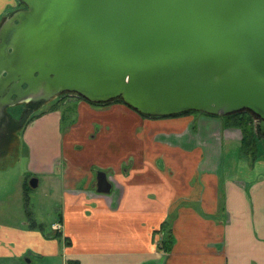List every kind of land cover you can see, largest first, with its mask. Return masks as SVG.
I'll return each mask as SVG.
<instances>
[{"label":"crops","instance_id":"obj_1","mask_svg":"<svg viewBox=\"0 0 264 264\" xmlns=\"http://www.w3.org/2000/svg\"><path fill=\"white\" fill-rule=\"evenodd\" d=\"M15 4L0 0V17ZM60 106L23 133L35 188H59L62 177L60 212L46 227L27 189L19 219L0 209V264H264V175L239 174L248 169L239 130L203 114L148 119L78 98ZM99 172L111 194L97 191Z\"/></svg>","mask_w":264,"mask_h":264},{"label":"water","instance_id":"obj_2","mask_svg":"<svg viewBox=\"0 0 264 264\" xmlns=\"http://www.w3.org/2000/svg\"><path fill=\"white\" fill-rule=\"evenodd\" d=\"M18 2L27 9L0 28L9 104L71 95L93 105L121 99L151 118L246 111L264 139V0ZM112 190L99 172L97 191Z\"/></svg>","mask_w":264,"mask_h":264},{"label":"rangeland","instance_id":"obj_3","mask_svg":"<svg viewBox=\"0 0 264 264\" xmlns=\"http://www.w3.org/2000/svg\"><path fill=\"white\" fill-rule=\"evenodd\" d=\"M56 104L57 103L55 102L48 105L47 107L49 108L44 110V112L39 117H43L49 113H52L60 105L55 106L53 109L49 110L50 106H54ZM113 105L127 107L121 101H117L110 106ZM59 108L62 111H64L65 109V107L62 106H60ZM37 119L34 120L35 122L33 121L34 126L37 124ZM33 128H31L30 133H33ZM21 135L22 133L19 134L18 150L13 154L11 153L10 156H7L5 158L0 157V209L3 214L12 213L13 215H15L14 217L16 219H19V215L24 214L23 209L26 205L24 195L26 194L25 189H27L28 193L30 194V200L28 202L30 212L34 213L38 218H45L43 223L46 225V227H50V225L56 221L58 213L60 212V210H58V205H60L61 197L64 194L62 177L57 178V184L59 185V188H55L50 183L51 180H42L40 187L32 188V178L26 171V166L29 160L26 155V149ZM56 148L59 150L57 144L56 146L50 148L52 149V155L57 153ZM246 158L247 162H245V165H247L248 169H246L245 171L241 170L239 174L249 173V176L253 178H257L259 175H264L263 140L259 142L257 160L249 161L248 157ZM231 161L232 158H229L228 162L230 163ZM239 165L242 166L243 162H241ZM31 264H40V262H33Z\"/></svg>","mask_w":264,"mask_h":264},{"label":"flooded vegetation","instance_id":"obj_4","mask_svg":"<svg viewBox=\"0 0 264 264\" xmlns=\"http://www.w3.org/2000/svg\"><path fill=\"white\" fill-rule=\"evenodd\" d=\"M27 8L16 0V4L12 7L3 18L0 17V28L4 26L15 12L25 11ZM26 88V86H24ZM71 95H63L54 106L61 105L72 99ZM12 100H16L13 97ZM13 102V101H12ZM7 94L0 96V157L5 158L18 150L19 134L37 119L47 108V102L35 101L25 102L14 105L9 104ZM53 107V106H50ZM53 109V108H52ZM238 130V129H237ZM264 141V139H262ZM261 142V140H259ZM17 153V152H16ZM3 156V157H2Z\"/></svg>","mask_w":264,"mask_h":264},{"label":"trees","instance_id":"obj_5","mask_svg":"<svg viewBox=\"0 0 264 264\" xmlns=\"http://www.w3.org/2000/svg\"><path fill=\"white\" fill-rule=\"evenodd\" d=\"M117 101H121V99L114 100L107 104L95 105V106H109ZM93 105V104H92ZM126 105V104H124ZM127 106V105H126ZM189 114H200L199 112H187L181 115L171 116V117H178L183 115ZM144 118L148 119H158V118H151L140 114ZM159 118H167V117H159ZM217 118V117H216ZM223 122V126L225 128H234L238 129L242 134V142H241V151L248 157L249 161H255L258 158V148H259V138H258V131L259 127L257 125V118L251 114L250 112H240L233 115L226 116L224 118H220ZM67 241V240H66ZM173 241L171 240L170 234L164 239L160 245L161 250L165 251L166 253H170L173 247ZM68 264H80L78 261H69Z\"/></svg>","mask_w":264,"mask_h":264},{"label":"built area","instance_id":"obj_6","mask_svg":"<svg viewBox=\"0 0 264 264\" xmlns=\"http://www.w3.org/2000/svg\"><path fill=\"white\" fill-rule=\"evenodd\" d=\"M61 225L60 224H55L54 226H53V229L54 230H56L57 232H59V231H61Z\"/></svg>","mask_w":264,"mask_h":264}]
</instances>
